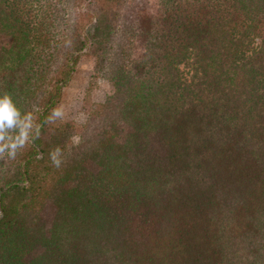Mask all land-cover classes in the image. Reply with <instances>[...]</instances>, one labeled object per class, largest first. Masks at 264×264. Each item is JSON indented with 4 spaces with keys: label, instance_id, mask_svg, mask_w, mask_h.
Returning a JSON list of instances; mask_svg holds the SVG:
<instances>
[{
    "label": "trees",
    "instance_id": "16d2710c",
    "mask_svg": "<svg viewBox=\"0 0 264 264\" xmlns=\"http://www.w3.org/2000/svg\"><path fill=\"white\" fill-rule=\"evenodd\" d=\"M0 36L41 126L0 160V264H264V0H0ZM84 59L95 131L45 123Z\"/></svg>",
    "mask_w": 264,
    "mask_h": 264
},
{
    "label": "rangeland",
    "instance_id": "374dc122",
    "mask_svg": "<svg viewBox=\"0 0 264 264\" xmlns=\"http://www.w3.org/2000/svg\"><path fill=\"white\" fill-rule=\"evenodd\" d=\"M139 3L146 4L151 10L155 8L157 0H137ZM7 39L0 36V48L7 45ZM99 45L93 47L92 54L98 52ZM92 60L84 59L65 91L64 99L59 105L64 107L63 122H72L81 127L82 130L92 133L97 126V119L93 110L98 103L103 102L112 95L114 88L113 82L105 77L93 75ZM125 133L122 138H125ZM77 140V139H75ZM44 228H48L53 216V208L45 204L43 210Z\"/></svg>",
    "mask_w": 264,
    "mask_h": 264
},
{
    "label": "clouds",
    "instance_id": "9594fccd",
    "mask_svg": "<svg viewBox=\"0 0 264 264\" xmlns=\"http://www.w3.org/2000/svg\"><path fill=\"white\" fill-rule=\"evenodd\" d=\"M64 115L63 105H58L51 110L45 123H55ZM40 127L32 112L22 111L8 92L0 93V160L15 159L22 149L39 138ZM48 156L53 167L59 168L64 163L60 146L51 148Z\"/></svg>",
    "mask_w": 264,
    "mask_h": 264
}]
</instances>
